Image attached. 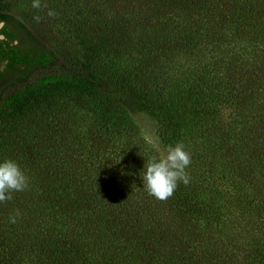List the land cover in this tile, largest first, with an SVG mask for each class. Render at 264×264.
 Listing matches in <instances>:
<instances>
[{
    "label": "trees",
    "instance_id": "trees-1",
    "mask_svg": "<svg viewBox=\"0 0 264 264\" xmlns=\"http://www.w3.org/2000/svg\"><path fill=\"white\" fill-rule=\"evenodd\" d=\"M40 3L0 0V264H264V0ZM136 114L191 154L167 200Z\"/></svg>",
    "mask_w": 264,
    "mask_h": 264
},
{
    "label": "clouds",
    "instance_id": "clouds-1",
    "mask_svg": "<svg viewBox=\"0 0 264 264\" xmlns=\"http://www.w3.org/2000/svg\"><path fill=\"white\" fill-rule=\"evenodd\" d=\"M33 8H40V0H33ZM48 15H55L49 11ZM39 20V17H35ZM191 163V154L186 150L183 142H178L175 146H169L165 154L159 157L153 156L144 165L143 187L148 194L159 200L170 198L177 186L182 181L187 185L190 176L186 168ZM29 186V177L20 167L19 163L12 159H5L0 162V202L12 199V193L24 191ZM20 215L19 210L10 217V222L15 223Z\"/></svg>",
    "mask_w": 264,
    "mask_h": 264
},
{
    "label": "rangeland",
    "instance_id": "rangeland-1",
    "mask_svg": "<svg viewBox=\"0 0 264 264\" xmlns=\"http://www.w3.org/2000/svg\"><path fill=\"white\" fill-rule=\"evenodd\" d=\"M2 87L3 84H0V88ZM134 119L138 131L145 141L159 153V156L165 154L168 147L158 138L154 122L144 114H136Z\"/></svg>",
    "mask_w": 264,
    "mask_h": 264
},
{
    "label": "flooded vegetation",
    "instance_id": "flooded-vegetation-1",
    "mask_svg": "<svg viewBox=\"0 0 264 264\" xmlns=\"http://www.w3.org/2000/svg\"><path fill=\"white\" fill-rule=\"evenodd\" d=\"M1 25H2V23H0V26H1ZM0 38H1V35H0ZM0 69H1V67H0ZM0 84H2L1 81H0Z\"/></svg>",
    "mask_w": 264,
    "mask_h": 264
}]
</instances>
